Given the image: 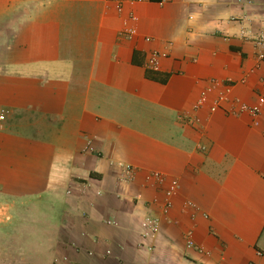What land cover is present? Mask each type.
<instances>
[{
    "label": "crops",
    "instance_id": "0c3cea01",
    "mask_svg": "<svg viewBox=\"0 0 264 264\" xmlns=\"http://www.w3.org/2000/svg\"><path fill=\"white\" fill-rule=\"evenodd\" d=\"M258 39L264 0H0V205H56L52 264H264V106L194 110L211 80L264 97Z\"/></svg>",
    "mask_w": 264,
    "mask_h": 264
},
{
    "label": "trees",
    "instance_id": "16d2710c",
    "mask_svg": "<svg viewBox=\"0 0 264 264\" xmlns=\"http://www.w3.org/2000/svg\"><path fill=\"white\" fill-rule=\"evenodd\" d=\"M56 212L44 196L0 205V264H52Z\"/></svg>",
    "mask_w": 264,
    "mask_h": 264
},
{
    "label": "built area",
    "instance_id": "2783aa9c",
    "mask_svg": "<svg viewBox=\"0 0 264 264\" xmlns=\"http://www.w3.org/2000/svg\"><path fill=\"white\" fill-rule=\"evenodd\" d=\"M118 10L119 7H118ZM135 17L129 16L127 21L124 23V28L120 32V35L125 39H131L136 35V29L134 27ZM256 45L260 48L259 53L257 54L258 64L264 63V40L258 39L255 41ZM166 55L160 52H152L149 54L145 67L149 70L156 71L159 66V61L161 58H164ZM228 84L222 83L220 81L211 80L208 83V86L201 94L199 100L194 106V110L198 111L202 107L207 105V111L209 113L216 112L222 106L226 105L225 112L231 116H239L246 114L251 118L255 119L261 112L262 107L264 106V97H260L257 102L253 105H247L238 100H229V90ZM214 94V97L208 100L209 95ZM3 115V113H2ZM1 115V117H2ZM198 123V119H192V123ZM125 173L131 171V167L128 165L123 166ZM154 180L156 183L163 184L165 183V189L163 192V201L161 203V212L163 215H166L171 208V199L176 194L178 190V183L175 179L166 180L165 177L157 172L150 173L146 180ZM142 238L152 240L156 237L160 228V219L157 216L150 215L146 216L142 220ZM185 248L196 251L199 254L203 253V250L195 245L192 241V232L187 231L184 234ZM259 254V253H258Z\"/></svg>",
    "mask_w": 264,
    "mask_h": 264
}]
</instances>
